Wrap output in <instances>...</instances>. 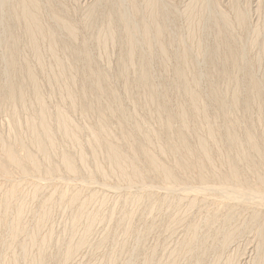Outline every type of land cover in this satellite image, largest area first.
<instances>
[{
  "label": "rangeland",
  "instance_id": "374dc122",
  "mask_svg": "<svg viewBox=\"0 0 264 264\" xmlns=\"http://www.w3.org/2000/svg\"><path fill=\"white\" fill-rule=\"evenodd\" d=\"M21 1L0 0V264H264V0H35L38 59Z\"/></svg>",
  "mask_w": 264,
  "mask_h": 264
},
{
  "label": "bare ground",
  "instance_id": "6f19581e",
  "mask_svg": "<svg viewBox=\"0 0 264 264\" xmlns=\"http://www.w3.org/2000/svg\"><path fill=\"white\" fill-rule=\"evenodd\" d=\"M22 2V1H21ZM21 2H19V4H20V7L22 6L21 5ZM25 2L27 3L26 4V10L24 11V14H23V18L25 19V21L27 22V25H26V27H25V36H26V39H28V43L27 44H29V48H31V51L35 54V56H36V58H37V55L39 54V52H38V50H39V47H41V46H39V40H40V37H41V35L44 33V29H45V27L43 28V24H39L38 22H37V20L39 19L38 17H39V15H35V13H33L34 11H38V9H40V8H38L39 7V4H37V2L35 1V0H24L22 3H24L25 4ZM153 6H154V4H153ZM41 7V6H40ZM22 8V7H21ZM24 8V7H23ZM57 8V7H56ZM21 11H22V9H21ZM93 12V11H92ZM22 13H23V11H22ZM22 13H21V15H22ZM37 13V12H36ZM41 13V12H40ZM61 13V12H60ZM138 13V12H137ZM90 14H92V13H90ZM55 15H57V14H55ZM62 15H63V13H62ZM157 15H159V14H157ZM20 16V15H19ZM36 16H37V18H36ZM93 16V15H92ZM91 16V17H92ZM95 16V15H94ZM155 16V15H154ZM22 17V16H21ZM55 17V16H54ZM62 17V16H61ZM156 17V16H155ZM155 17H154V19H155ZM57 18V17H56ZM158 18V17H157ZM156 18V19H157ZM241 19V18H240ZM61 20V19H60ZM16 21V20H15ZM24 21V20H23ZM25 21H24V23H25ZM59 21V20H58ZM154 22V21H153ZM17 23V22H16ZM20 23V22H19ZM38 23V24H37ZM71 23V22H70ZM154 23H156V22H154ZM153 23V24H154ZM26 24V23H25ZM65 24H67L66 22H65ZM152 24V23H151ZM161 24V23H160ZM157 25H158V23H157ZM162 25V24H161ZM18 26H20V25H18ZM65 26V25H64ZM72 26V25H71ZM74 26V25H73ZM109 26V25H108ZM106 27V26H105ZM111 27V26H110ZM113 27V26H112ZM155 27V26H154ZM158 27V26H157ZM157 27H155V28H157ZM160 27V26H159ZM66 28V27H65ZM72 28V30H73V27H71ZM148 28V27H147ZM154 28V29H155ZM21 29V28H20ZM68 29V28H67ZM69 29H70V27H69ZM111 30L112 28H108V30ZM153 29V28H152ZM71 29H70V31H72ZM157 30V29H156ZM162 30V29H161ZM159 31L158 30V37H159V34H161V36H162V31ZM69 31V33H71ZM73 32V31H72ZM76 32V31H75ZM108 32V31H107ZM129 32V31H128ZM131 32V31H130ZM129 32V33H130ZM145 32V31H144ZM115 33V32H114ZM146 33H148L147 31H146ZM157 33V32H156ZM22 34H24L23 32H22ZM46 34H48V33H46ZM109 34H112V31H111V33H109ZM128 34V33H127ZM11 35V34H10ZM13 35V34H12ZM44 35H45V33L43 34V36L42 37H44ZM72 35V34H71ZM106 35H107V37H108V34L106 33ZM105 35V33H104V36H106ZM164 35V34H163ZM17 36V35H16ZM19 36V35H18ZM49 36V35H48ZM53 35H51V37H52ZM55 36V35H54ZM112 36H114L113 34H112ZM23 37H24V35H23ZM50 37V36H49ZM49 37H48V40L47 41H49ZM51 37H50V42L52 41L51 40ZM106 37V38H107ZM128 37H129V35H128ZM132 37V36H131ZM147 37V36H146ZM46 38V37H45ZM74 38V37H73ZM109 38V37H108ZM112 38V37H111ZM149 38V37H148ZM147 38V39H148ZM130 39V38H129ZM128 39V40H129ZM134 39V38H133ZM43 40V39H42ZM46 40H45V42H46ZM19 41V40H18ZM132 41V40H131ZM130 41V42H131ZM27 42V41H26ZM44 42V41H43ZM42 42V43H43ZM54 42V41H53ZM52 42V43H53ZM129 42V41H128ZM133 42V41H132ZM135 43V42H134ZM133 43V44H134ZM17 44V43H16ZM54 44H55V42H54ZM127 44V43H126ZM171 44V43H170ZM40 45H42V44H40ZM53 45V44H52ZM51 45V46H52ZM13 46H14V44H13ZM50 46V47H51ZM61 46V45H60ZM132 46V45H131ZM161 46H163L162 44H161ZM170 46V45H169ZM10 47V46H9ZM17 47V46H16ZM28 47V46H27ZM62 47V46H61ZM60 47V48H61ZM127 47H129V46H127ZM133 47H136V46H134L133 45ZM12 48V47H11ZM28 48V49H29ZM52 48H53V46H52ZM70 48V47H69ZM137 48V47H136ZM163 48V47H162ZM166 47H164V49H165ZM15 49H17V48H15ZM56 49H58V48H56ZM128 49V48H127ZM14 50V49H13ZM18 50V49H17ZM55 50V49H54ZM160 50H162L161 48H160ZM19 51V50H18ZM50 51H52V50H50ZM85 51V50H84ZM131 51V50H130ZM163 51V50H162ZM169 51V50H168ZM87 52V51H86ZM164 52V51H163ZM18 53V52H17ZM28 53V52H27ZM29 53H31V52H29ZM53 53V52H52ZM88 53V52H87ZM165 53V52H164ZM184 53V52H183ZM230 53V52H229ZM133 54V53H132ZM6 55H9V54H6ZM25 55V54H24ZM40 55V54H39ZM131 55V53L129 54V56ZM169 55V54H168ZM167 55V56H168ZM189 55V54H188ZM87 56V55H86ZM165 56V55H164ZM185 56V55H184ZM239 56V55H238ZM18 57V56H17ZM132 58H133V56H131ZM229 57V56H228ZM38 58H40V57H38ZM37 58V59H38ZM135 58V57H134ZM143 58V57H142ZM141 58V59H142ZM166 58V57H165ZM187 58V57H186ZM9 59V58H8ZM7 59V60H8ZM13 59H14V57H13ZM12 59V60H13ZM121 59H123V58H121ZM127 59V58H126ZM10 60V59H9ZM24 60V59H23ZM128 60H129V58H128ZM133 60V59H132ZM131 60V61H132ZM187 60H188V58H187ZM42 61V60H41ZM130 61V60H129ZM129 61H127L128 63H129ZM144 61V60H143ZM15 62V61H14ZM14 62H11L12 63V65L10 66V67H14ZM186 63V62H185ZM24 64V63H23ZM27 64V63H26ZM127 64V63H126ZM194 64V63H193ZM237 64V63H236ZM25 65V64H24ZM61 65V64H60ZM64 65V64H63ZM67 65V64H66ZM66 65H65V68H66ZM165 65V64H164ZM57 66H58V64H57ZM169 66V65H168ZM12 67V68H13ZM30 67H32V66H30ZM71 67V66H70ZM129 67V66H128ZM131 67V66H130ZM148 67V66H147ZM25 69V68H24ZM67 69H69V68H67ZM166 69H167V66H166ZM12 70V69H11ZM14 70H17V69H14ZM93 70V69H92ZM121 70V69H120ZM124 70V69H123ZM176 70V69H175ZM25 71L27 72V75L29 76V82H30V86L31 87H33V89H34V91H35V98H36V100H37V103H40V107L41 108H39L40 109V111H38V113H40V115H44V113H45V109H44V107H43V105L41 106V104H43L42 103V101H41V97H40V87H39V84H38V81H37V78L35 77V75L33 74V72H32V69L31 68H26L25 69ZM68 71V70H67ZM150 71V70H149ZM193 71V70H192ZM20 72V71H19ZM63 72V71H62ZM65 72V71H64ZM145 73V72H144ZM15 74V73H14ZM20 74V73H19ZM129 74V73H128ZM23 75V74H22ZM66 75H68V74H66ZM65 75V76H66ZM104 75V74H103ZM181 75V74H180ZM188 75V74H187ZM25 76V75H24ZM37 76V75H36ZM60 76V75H59ZM126 76H128V75H126ZM179 76V75H178ZM75 77V76H74ZM142 77H144V76H142ZM185 77V76H184ZM197 77V76H196ZM231 77V76H230ZM27 78V77H26ZM232 78V77H231ZM17 79V78H16ZM73 79V78H72ZM143 79V78H142ZM195 79V78H194ZM193 79V80H194ZM234 79V78H233ZM71 80V79H70ZM144 81H146V78L145 79H143ZM179 80V79H178ZM24 81V80H23ZM53 81V80H52ZM131 81V80H130ZM143 81V82H144ZM150 81V80H149ZM252 81V80H251ZM18 82V81H17ZM71 82V81H70ZM127 82H128V80H127ZM143 82H141V83H143ZM197 82V81H196ZM129 83H131V82H129ZM140 83V82H139ZM147 84H149V82H148V77H147V82H146ZM146 83H145V85H146ZM181 83V82H180ZM190 83V82H189ZM15 84V83H14ZM12 85V86H15V85ZM17 84V83H16ZM71 84V83H70ZM98 84V83H97ZM22 85V84H21ZM227 85V84H226ZM19 87H21L22 88V86H19ZM71 87H72V85H71ZM18 87H16V89H17ZM24 88V87H23ZM102 88V87H101ZM15 89V90H16ZM20 89V88H19ZM94 89V88H93ZM104 89V88H103ZM146 89V88H145ZM149 89V88H148ZM14 90V89H13ZM18 90V89H17ZM153 90V89H152ZM86 91V90H85ZM187 91V90H186ZM192 91V90H191ZM226 91V90H225ZM15 92V91H14ZM21 92V91H20ZM20 92L18 93V94H20ZM78 92H80V91H78ZM100 92V91H99ZM102 92V91H101ZM108 92V91H107ZM229 92V91H228ZM16 93V92H15ZM15 93H13V94H15ZM83 93V92H82ZM149 93V92H148ZM151 93V92H150ZM169 93V92H168ZM176 93V92H175ZM32 94V93H31ZM86 94V93H85ZM106 94V93H105ZM180 94V93H179ZM200 94V93H199ZM17 95V94H16ZM21 96H22V93L20 94ZM20 95H17V97L16 98H18ZM34 95V94H33ZM81 95V94H80ZM114 95V94H113ZM170 95V94H169ZM86 96V95H85ZM107 96V95H106ZM150 96V95H149ZM213 96V95H212ZM33 97V96H32ZM31 97V98H32ZM83 97V96H82ZM90 97H92V96H90ZM150 97H152V96H150ZM232 97V96H231ZM20 98V97H19ZM22 98V97H21ZM93 98V97H92ZM114 98V97H113ZM147 98V97H146ZM145 98V99H146ZM155 98V97H154ZM201 98V97H200ZM30 99V98H29ZM89 99V98H88ZM199 99V98H198ZM90 100H91V98H90ZM112 100V99H111ZM203 100V99H202ZM18 101V100H17ZM31 101V100H30ZM78 101H80V100H78ZM83 101V100H82ZM94 101V100H93ZM117 101V100H116ZM147 101V100H146ZM196 101H198L197 100V98H196ZM258 101V100H257ZM20 102V101H19ZM88 103H89V101H87ZM92 102V101H91ZM114 102V101H113ZM255 102V101H254ZM22 103V102H21ZM24 103V102H23ZM87 103V104H88ZM18 104V103H17ZM90 104H93V102L92 103H90ZM112 104V103H111ZM177 104V103H176ZM195 104H197V103H195ZM39 105V104H38ZM115 105H116V103H115ZM159 105V104H158ZM187 105V104H186ZM26 106V105H25ZM85 106V105H84ZM90 105H87V107H89ZM118 106V105H117ZM163 106V105H162ZM199 106V105H198ZM87 107H85V108H87ZM194 107V106H193ZM84 108V109H85ZM161 108V107H160ZM178 108H179V106H178ZM254 108V107H253ZM82 109V108H81ZM117 109V108H116ZM188 109V108H187ZM86 110V109H85ZM84 110V111H85ZM87 110H88V108H87ZM90 110H91V108L89 107V112H90ZM105 110V109H104ZM164 110V109H163ZM203 110V109H202ZM184 111V110H183ZM92 112V111H91ZM96 112V111H95ZM107 112V111H106ZM168 112V111H167ZM180 112V111H179ZM201 112V111H200ZM199 112V113H200ZM100 113V112H99ZM102 113H104V112H102ZM165 113H166V111H165ZM202 114H203V112H201ZM200 113V114H201ZM209 113V112H208ZM261 113V112H260ZM85 114V113H84ZM120 114V113H119ZM160 114V113H159ZM205 114V113H204ZM105 115V114H104ZM121 115V114H120ZM99 116V115H98ZM152 116V115H151ZM159 116V115H158ZM166 116V115H165ZM181 116H183V115H181ZM169 117V116H168ZM189 117V116H188ZM193 117V116H192ZM199 117V116H198ZM203 117V116H202ZM175 118V117H174ZM156 119V118H155ZM185 119V118H184ZM100 120V119H99ZM106 120V119H105ZM180 120V119H179ZM203 120V119H202ZM106 121H108V120H106ZM124 121V120H123ZM160 121V120H159ZM200 121V120H199ZM171 122V121H170ZM175 122V121H174ZM173 122V123H174ZM102 123H104L103 121H102ZM187 123V122H186ZM192 123V122H191ZM211 123V122H210ZM122 124V123H121ZM184 124H185V122H184ZM124 125V124H123ZM139 125V124H138ZM162 125V124H161ZM234 125V124H233ZM37 126V125H36ZM142 126V125H141ZM163 126V125H162ZM165 126V125H164ZM171 126V125H170ZM35 127V125L33 126V130L35 131V129H37L36 127ZM38 128L40 129H42V130H44V131H46V126H45V124L44 123H40V125L38 126ZM163 128V127H162ZM191 128V127H190ZM197 128H200V127H197ZM214 128V127H213ZM234 128V127H233ZM209 129V128H208ZM138 130V129H137ZM216 130V129H215ZM139 131V130H138ZM143 131V130H142ZM176 131V130H175ZM167 132V131H166ZM232 132V131H231ZM230 132V133H231ZM264 132V131H263ZM170 132H168V134H169ZM176 133V132H175ZM185 133V132H184ZM167 134V135H168ZM222 135V134H221ZM218 136V135H217ZM253 136V135H252ZM264 136V135H263ZM171 137V136H170ZM169 137V138H170ZM173 137V136H172ZM175 137V136H174ZM173 137V138H174ZM256 137V136H255ZM177 138H179V137H177ZM186 138V137H185ZM200 138V137H199ZM215 138V137H214ZM231 138V137H230ZM234 138H235V136H234ZM183 139V138H182ZM253 139V138H252ZM235 140V139H234ZM251 140V139H250ZM260 140V139H259ZM177 141H180V140H177ZM217 141V140H216ZM221 141V140H220ZM230 141V140H229ZM236 141V140H235ZM183 142H185V141H182V144H183ZM199 142V141H198ZM202 142V141H201ZM173 143V142H172ZM31 144H34V145H36L37 147H38V149L40 150V152L42 153V152H46V151H49L48 149L49 148H51L52 146H53V143L50 141V140H48V141H46L44 144H41V143H38V142H36V140L35 139H32L31 140ZM186 144V143H185ZM231 144V143H230ZM249 144H250V142H249ZM254 144V143H253ZM150 145V144H149ZM111 146V145H110ZM109 146V147H110ZM142 146H144V145H142ZM180 146V145H179ZM250 146V145H249ZM112 147V146H111ZM117 147V146H116ZM186 147H187V145H186ZM201 153H204L205 155H207L208 156V151H209V149H208V151H207V146H206V144H204L203 142L201 143ZM133 148H134V146H133ZM184 148V147H183ZM138 149V148H137ZM182 149V148H181ZM253 149V148H252ZM251 149V150H252ZM110 150V149H109ZM180 150V149H179ZM200 150V149H199ZM258 150V149H257ZM137 151H139V150H137ZM161 151V150H160ZM166 151V150H165ZM183 151H185V150H183ZM183 151H182V153H183ZM191 151V150H190ZM256 151V150H255ZM136 152V151H135ZM140 152V151H139ZM147 153V152H146ZM210 153V152H209ZM140 154V153H139ZM203 154V155H204ZM185 155V154H184ZM210 155V154H209ZM109 156H110V158L109 159H111L112 160V162L114 163H112L114 166H116V167H118L119 168V170H123L122 168L123 167H121V165H123L122 164V159H121V154H120V152H119V150H117L116 148H111V150L109 151ZM149 156H151L150 154L147 156L146 155V157H149ZM200 156V155H199ZM202 156V155H201ZM207 156H204V157H207ZM211 156V155H210ZM145 157V158H146ZM154 157V156H153ZM189 157V156H188ZM230 157V156H229ZM243 157V156H242ZM246 157V156H245ZM123 158V157H122ZM150 158V157H149ZM209 158V157H208ZM207 158V159H208ZM262 158V157H261ZM64 160H65V163L67 164V166H71V161H70V158L67 156H65V158H63ZM151 161L150 162H152V163H154L155 162V160L154 159H152V156H151ZM149 159V160H150ZM195 161H196V159H194ZM205 160V159H204ZM241 160H244V159H241ZM181 161H184V160H181ZM189 161V160H188ZM187 161V162H188ZM124 162V161H123ZM149 162V161H148ZM147 162V163H148ZM180 162V161H179ZM186 162V161H185ZM191 162V161H190ZM255 162V161H254ZM34 163V162H33ZM36 163H37V161H36ZM181 163V162H180ZM206 163V162H205ZM225 163V162H224ZM187 165H188V163H186ZM191 164V163H190ZM258 164V163H257ZM40 165V164H39ZM154 165V164H153ZM182 165V164H181ZM180 165V166H181ZM230 165V164H229ZM36 166V165H35ZM38 166V165H37ZM160 166V165H159ZM179 166V165H178ZM154 167H156L155 165H154ZM182 167H184L183 165H182ZM189 167V166H188ZM258 167V166H257ZM117 168V169H118ZM121 168V169H120ZM186 168V167H185ZM253 168V167H252ZM202 169L203 168H201V171H202ZM221 169V168H220ZM255 169V168H254ZM257 169V168H256ZM263 169V168H262ZM153 170V169H152ZM162 170V169H161ZM160 170V171H161ZM230 170V169H229ZM260 171V170H259ZM165 172V171H164ZM223 172V171H222ZM237 172V171H236ZM236 172H235V169H232L231 168V170H230V172H228V173H230V174H228L229 176V178H231V179H235V177L237 176V174H236ZM170 173V172H169ZM220 173V172H219ZM166 174H167V172H166ZM171 174V173H170ZM203 174V173H202ZM208 174V173H207ZM213 174V173H212ZM215 174V173H214ZM255 175H257V174H255ZM167 176V175H166ZM169 176V175H168ZM201 176V175H200ZM206 176V175H205ZM208 176H210V175H208ZM215 177V176H214ZM227 177V176H226ZM260 178V177H259ZM258 178V179H259ZM219 179V178H218ZM236 180V179H235ZM234 180V181H235ZM264 185V184H263ZM5 198H7V197H5ZM6 200V199H5ZM2 202V201H1ZM4 203V202H3ZM6 204V203H5ZM4 204V205H5ZM21 204V203H20ZM19 205V204H18ZM25 205V204H24ZM3 206V205H2ZM4 207V206H3ZM6 207V206H5ZM18 208V207H17ZM26 208V207H25ZM8 210V209H7ZM1 211V210H0ZM5 210H3V212H4ZM17 211V210H16ZM20 211V210H19ZM18 211V212H19ZM23 211H24V209H23ZM6 212V211H5ZM10 213V212H9ZM16 213V212H15ZM21 213V212H20ZM19 213V214H20ZM2 215H4V214H2ZM22 215V214H21ZM9 216V215H8ZM24 216V215H23ZM7 217V216H6ZM5 217V218H6ZM1 218V217H0ZM3 222V221H2ZM30 252V251H29ZM28 252V253H29ZM56 252V251H55ZM74 252L75 251H68L67 252V255H66V259H70L72 256H73V254H74ZM77 252V251H76ZM75 252V253H76ZM34 253V252H33ZM64 253V252H63ZM44 254H45V252H44ZM43 254V255H44ZM75 255V254H74ZM263 255V254H262ZM39 256V255H38ZM76 256V255H75ZM74 256V257H75ZM45 257V256H44ZM61 257V256H60ZM73 258V257H72ZM44 259V258H43ZM41 260V259H40ZM72 260V259H71ZM58 261H60V260H58Z\"/></svg>",
  "mask_w": 264,
  "mask_h": 264
}]
</instances>
